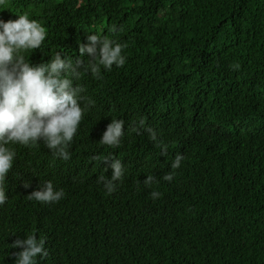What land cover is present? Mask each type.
<instances>
[{
	"label": "trees",
	"instance_id": "trees-1",
	"mask_svg": "<svg viewBox=\"0 0 264 264\" xmlns=\"http://www.w3.org/2000/svg\"><path fill=\"white\" fill-rule=\"evenodd\" d=\"M20 12L47 32L40 48L26 53L33 64L57 51L76 59L92 33L125 44L127 59L102 69V79L87 72L76 81L94 104L69 160L42 142L14 145L0 205V264H14L20 249L12 243L29 234L45 239L48 255L38 264H264V0L0 5L5 21ZM141 118L168 145L166 155L139 126ZM111 119L125 121L117 147L99 143ZM177 153L181 165L164 181ZM94 155L124 164L110 195L96 182L111 176L110 167L104 173L110 160ZM148 174L159 183L145 187ZM44 180L64 189L60 201L28 198Z\"/></svg>",
	"mask_w": 264,
	"mask_h": 264
},
{
	"label": "clouds",
	"instance_id": "clouds-1",
	"mask_svg": "<svg viewBox=\"0 0 264 264\" xmlns=\"http://www.w3.org/2000/svg\"><path fill=\"white\" fill-rule=\"evenodd\" d=\"M6 2L0 0V5ZM110 31L115 32L116 28ZM46 35L45 27L36 19H30L27 12H20L15 19L7 21L0 18V205L7 199L4 185L16 157L14 145L32 147L42 142L54 157L69 160L73 137L83 115L94 104L89 97L82 95L85 89L76 81L82 73L87 72L96 79H102V69L110 71L114 65L119 68L126 63L127 57L123 52L125 44L109 35L92 33L86 36L87 43L79 45L80 55L76 59L62 58V53L57 51L47 62L33 64L26 58V53L40 48ZM124 125L123 119H111L99 143L119 146L125 135ZM139 126L148 133L149 140L157 144L161 155H166L168 145L158 140L157 131L147 127L143 118ZM132 130L139 131V128ZM183 158L182 153L176 154L170 164L171 171L162 176L164 181L173 180L175 169L180 167ZM92 159L110 160L104 173L110 167L111 176L101 174L96 182L103 186L105 194H112L126 172L122 160L95 155ZM154 182L159 183L154 174L146 175L142 181L145 187ZM23 186L29 187L30 182H23ZM64 195L63 188H56L51 180H44L28 198L56 203ZM150 195L157 199L161 193L153 190ZM12 247L20 249L15 253L14 264H38V257L42 259L48 255L45 239L37 238L34 234L17 238Z\"/></svg>",
	"mask_w": 264,
	"mask_h": 264
}]
</instances>
